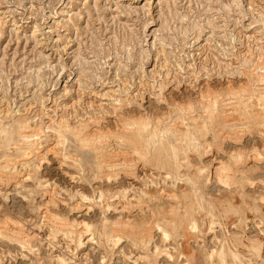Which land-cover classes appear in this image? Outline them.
<instances>
[{"label":"rangeland","instance_id":"rangeland-1","mask_svg":"<svg viewBox=\"0 0 264 264\" xmlns=\"http://www.w3.org/2000/svg\"><path fill=\"white\" fill-rule=\"evenodd\" d=\"M263 76L264 0H0V264H264Z\"/></svg>","mask_w":264,"mask_h":264},{"label":"bare ground","instance_id":"bare-ground-1","mask_svg":"<svg viewBox=\"0 0 264 264\" xmlns=\"http://www.w3.org/2000/svg\"><path fill=\"white\" fill-rule=\"evenodd\" d=\"M259 47H260V46H259ZM258 61H259V60H258ZM262 65H263V64H262ZM253 66H254V65H253ZM256 66H257V65H256ZM218 67H219V66H218ZM254 67H255V66H254ZM255 70H256V69H255ZM259 70H260V69H259ZM260 71H261V70H260ZM250 75H251V74H250ZM256 76H257V75H256ZM260 76H261V75H260ZM260 76H259V77H260ZM252 77H253V76H252ZM263 77H264V76H263ZM263 77H262V78H263ZM255 78H256V77H255ZM257 80H258V79H257ZM256 83H257V82H256ZM253 85H254V84H253ZM254 87H255V86H254ZM259 87H260V86H259ZM259 89H260V88H259ZM227 90H228V89H227ZM261 90H262V89H261ZM208 91H209V90H208ZM242 91H243V90H242ZM244 92H246V91H244ZM252 92H253V90H252ZM261 92H262V91H261ZM231 93H232V92H231ZM241 93H242V92H241ZM259 93H260V92H259ZM259 93H258V94H259ZM206 94H208V93H206ZM229 94H230V93H229ZM247 94H248V93H247ZM247 94H246V95H247ZM251 94H252V93H251ZM214 97H215V96H214ZM241 97H242V96H241ZM230 98H231V97H230ZM244 98H245V97H244ZM244 98H241V99H244ZM212 99H213V98H212ZM215 99H216V98H215ZM245 99H246V98H245ZM217 101H218V100H217ZM221 101H222V100H221ZM255 101H256V100H255ZM211 102H212V101H211ZM233 102H234V101H233ZM212 103L214 104V103H215V100H213ZM225 103H226V102H225ZM225 103H224V104H225ZM227 103H228V102H227ZM187 105H188V104H187ZM210 106H211V105H210ZM191 107H192V106H191ZM206 107H207V106H206ZM214 107H215V106H214ZM221 107H222V105H221ZM223 107H225V106H223ZM223 107H222V108H223ZM189 108H190V107H189ZM189 108H188V109H189ZM181 109H182V108H181ZM181 109H180V110H181ZM230 109H231V108H230ZM190 110H191V109H190ZM220 110H221V109H220ZM225 110H226V109H225ZM228 110H229V109H228ZM223 112H224V111H223ZM181 113H182V112H181ZM227 113H228V111L225 113V115H227ZM229 113H230V112H229ZM229 113H228V114H229ZM232 114H233V113H232ZM232 114H230V115L228 116V117L231 118V119H232V117H230V116H231ZM253 114H254V113H253ZM215 115H216V114H215ZM233 116H234V115H233ZM237 116H238V115H237ZM194 118H195V117H194ZM198 118H199V117H198ZM146 119H147V118H146ZM196 119H197V118H196ZM234 119H235V118H234ZM248 119H249V118H248ZM183 120H184V119H183ZM183 120H182V121H183ZM194 120H195V119H194ZM197 120H199V123H200V119H197ZM229 120H230V119H229ZM229 120H228L227 123H229ZM231 121H232V120H230V122H231ZM194 122H195V121H194ZM201 122H202V120H201ZM203 122H204V121H203ZM224 122H225V121H224ZM140 123H141V121H140ZM196 123H197V122H196ZM204 123H205V122H204ZM217 123H218V122H217ZM232 123H233V121H232L231 123H229V125H227L226 123H225L224 125H227L228 129L230 130V128H232V127L229 128V126H230ZM244 123H245V122H244ZM244 123H243V125H244ZM248 123H249V122H248ZM64 124H65V123H64ZM202 124H203V123H202ZM213 124H214V123H213ZM233 124H234V123H233ZM81 125H82V124H81ZM143 125H144V126H147L148 123H146V121H143ZM149 125H150V124H149ZM194 125H195V124H194ZM219 125H220V124H219ZM222 125H223V124H222ZM260 125H261V124H260ZM190 126H191V125H190ZM198 126H199V125H198ZM214 126H215V125H214ZM79 127H80V126H79ZM132 127H133V126H132ZM185 127H186V126H185ZM202 127H203V126H202ZM217 127H218V126H217ZM222 127H223V126H222ZM238 127H239V124H238ZM209 128H210V127H209ZM239 128H240V127H239ZM186 129H187V128H186ZM195 129H196V128H195ZM204 129H205V128H204ZM212 129H213V128H212ZM137 130H138V128H137ZM137 130H135V131H137ZM201 130H202V129H201ZM229 130H228V132H229ZM127 131H128V130H127ZM218 131H219V130H218ZM233 131H234V130H233ZM28 132H29V131H28ZM221 132H222V131H221ZM221 132H218V133H221ZM135 133H136V132H135ZM179 133H180V132H179ZM204 133H205V132H204ZM218 133H216V134L218 135ZM223 133H224V132H223ZM223 133H222V134H223ZM21 134H22V133H21ZM62 134H63V133H62ZM132 134H133V133H132ZM34 135H35V134H33V133H32V134H26V133H24L22 137L24 138L25 141H28V139L30 140V138H31V137H34ZM125 135H126V134H125ZM181 136H182V135H181ZM202 136H203V135H202ZM92 137H93V136H92ZM218 137H219V135H218ZM124 138H125V137H124ZM129 138H130V137H129ZM144 138H145V137H144ZM219 138H220V137H219ZM25 141H24V142H25ZM124 141H126V140H124ZM130 142H131V144H135V145H136L135 138H130ZM139 143H140V142H139ZM21 144H22V143H21ZM118 144H119V143H118ZM127 144H129V143H127ZM88 145H89V144H88ZM52 147H53V146H52ZM137 147H138V146H137ZM116 149H117V148H116ZM126 150H127V149H126ZM50 151H51V150H50ZM52 151H53V150H52ZM128 151H129V150H128ZM63 152H64V151H63ZM114 152H115V151H114ZM129 152H130V151H129ZM129 152H128V153H129ZM109 154H110V153H109ZM125 154H126V153H124V155H125ZM129 154H130V153H129ZM131 154H132V153H131ZM62 156H64V155H62ZM104 156H105V155H104ZM109 156H110V155H109ZM122 156H123V155H122ZM122 156L120 155V157H122ZM129 156H130V155H129ZM129 156H128V157H129ZM132 156H133V155H132ZM115 157H116V156H115ZM120 157H119V158H120ZM128 157H127V158H128ZM239 157H240V156H239ZM105 158H107V157H105ZM117 158H118V157H117ZM119 158H118V159H119ZM122 158H124V157H122ZM132 158H133V157H132ZM111 159H112V157H111ZM64 160H65V159H64ZM112 160L114 161V159H112ZM112 160H110V161H112ZM115 160H116V159H115ZM122 160H123V159H122ZM122 160H120V161H122ZM127 160H129V159H127ZM130 160H132V159H130ZM130 160H129V161H130ZM134 160H135V159H134ZM134 160H133V162L136 161V160H135V161H134ZM110 161H109V162H110ZM101 162H102V161H101ZM109 162H108V163H109ZM114 162H115V161H114ZM131 162H132V161H131ZM127 163L129 164L130 162H127ZM135 163H136V162H135ZM122 165L125 166V165H126V161H123V162H122ZM131 165H132V164H131ZM119 166H120V164H119ZM110 167H111V166H110ZM221 168H222V167H221ZM8 169H9V168H8ZM128 169H129V168H128ZM133 169H134V168H133ZM123 170H124V169H123ZM126 170H127V169H126ZM124 171H125V170H124ZM131 172H132V169H131ZM125 173H127V172H125ZM132 173H134V172H132ZM7 175H8V174H7ZM144 194H145V193H144ZM125 224H126V223H125ZM114 226H115V225H114ZM119 226H120V224H119ZM115 227H116V226H115ZM120 238H121V237H120ZM142 240H143V239H142ZM147 242H148V241H147Z\"/></svg>","mask_w":264,"mask_h":264}]
</instances>
